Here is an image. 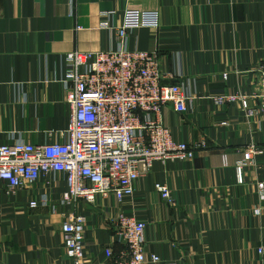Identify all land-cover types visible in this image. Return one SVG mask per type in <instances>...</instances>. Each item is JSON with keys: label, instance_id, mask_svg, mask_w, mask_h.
Here are the masks:
<instances>
[{"label": "crops", "instance_id": "obj_1", "mask_svg": "<svg viewBox=\"0 0 264 264\" xmlns=\"http://www.w3.org/2000/svg\"><path fill=\"white\" fill-rule=\"evenodd\" d=\"M131 11L158 13L160 28L133 31L129 49L158 52L171 75L166 84L191 98L185 115L163 112L165 125L176 142L207 147L191 161L154 163L123 204L80 202L53 214L29 203L43 192L59 203L63 175L54 195L43 183L8 195L0 181V264H71L61 227L72 214L87 217L89 264H103L108 247L114 257L106 264H118L125 248L107 222L118 209L147 224L146 250L166 263L264 264V158L244 168L242 184L235 170L248 145L264 148V120L213 103L217 94L248 91L249 70L264 62V0H0V145L64 141L67 55L117 49V29ZM157 184L170 187L172 204Z\"/></svg>", "mask_w": 264, "mask_h": 264}, {"label": "built area", "instance_id": "obj_2", "mask_svg": "<svg viewBox=\"0 0 264 264\" xmlns=\"http://www.w3.org/2000/svg\"><path fill=\"white\" fill-rule=\"evenodd\" d=\"M159 29L156 12L131 11L117 29L118 48L102 53H70L66 57V77L62 81L70 108V125L63 142L33 145L18 142L0 145V181L8 186V195L20 188L33 189L43 183L59 192L63 175L64 191L59 203L43 192L29 203L30 209L72 207L85 202L96 205L99 200L114 198L118 204L135 197V185L153 168L154 163L186 162L195 158L200 144L176 142L172 130L165 125L163 112L172 107L185 115L191 98L181 85L166 82L171 75L164 70L158 52L134 51L128 47L130 35L138 29ZM253 80L248 91L222 93L213 97L218 107L238 105L248 117L264 120V62L249 70ZM229 75L224 74L223 80ZM222 125H228L223 122ZM243 157L235 163L237 179L243 183L247 166H257L264 158V148L248 145ZM223 165L230 166L227 156ZM156 192L172 204V190L157 184ZM258 194L264 202V183H258ZM256 215L261 209L255 210ZM108 224L115 230L117 244L123 251L118 264L166 263L159 255L146 250L147 224L133 214L117 210L109 214ZM66 257L71 264H89L86 253L87 217L69 215L61 227ZM261 254L263 250L259 251ZM114 257L113 250L104 252L103 264Z\"/></svg>", "mask_w": 264, "mask_h": 264}]
</instances>
